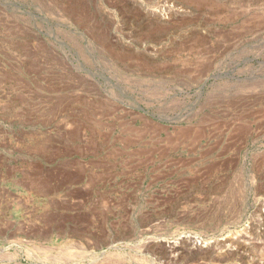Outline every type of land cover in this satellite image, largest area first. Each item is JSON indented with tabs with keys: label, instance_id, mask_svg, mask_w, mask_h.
<instances>
[{
	"label": "rangeland",
	"instance_id": "rangeland-1",
	"mask_svg": "<svg viewBox=\"0 0 264 264\" xmlns=\"http://www.w3.org/2000/svg\"><path fill=\"white\" fill-rule=\"evenodd\" d=\"M0 130L81 144L95 214L0 264H264V0H0Z\"/></svg>",
	"mask_w": 264,
	"mask_h": 264
},
{
	"label": "crops",
	"instance_id": "crops-1",
	"mask_svg": "<svg viewBox=\"0 0 264 264\" xmlns=\"http://www.w3.org/2000/svg\"><path fill=\"white\" fill-rule=\"evenodd\" d=\"M82 152L81 144L29 146L0 130V239L94 247V172Z\"/></svg>",
	"mask_w": 264,
	"mask_h": 264
},
{
	"label": "water",
	"instance_id": "water-1",
	"mask_svg": "<svg viewBox=\"0 0 264 264\" xmlns=\"http://www.w3.org/2000/svg\"><path fill=\"white\" fill-rule=\"evenodd\" d=\"M108 247H112V246L108 245Z\"/></svg>",
	"mask_w": 264,
	"mask_h": 264
},
{
	"label": "bare ground",
	"instance_id": "bare-ground-1",
	"mask_svg": "<svg viewBox=\"0 0 264 264\" xmlns=\"http://www.w3.org/2000/svg\"><path fill=\"white\" fill-rule=\"evenodd\" d=\"M34 173V172H33ZM46 181V180H45ZM189 236V235H188ZM190 237V236H189Z\"/></svg>",
	"mask_w": 264,
	"mask_h": 264
}]
</instances>
